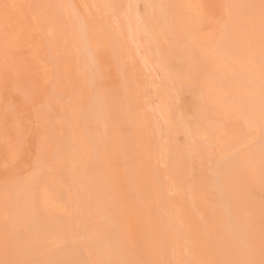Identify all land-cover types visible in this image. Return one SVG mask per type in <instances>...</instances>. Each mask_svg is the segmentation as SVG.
Returning <instances> with one entry per match:
<instances>
[{
  "label": "rangeland",
  "instance_id": "obj_1",
  "mask_svg": "<svg viewBox=\"0 0 264 264\" xmlns=\"http://www.w3.org/2000/svg\"><path fill=\"white\" fill-rule=\"evenodd\" d=\"M0 264H264V0H0Z\"/></svg>",
  "mask_w": 264,
  "mask_h": 264
},
{
  "label": "bare ground",
  "instance_id": "obj_2",
  "mask_svg": "<svg viewBox=\"0 0 264 264\" xmlns=\"http://www.w3.org/2000/svg\"><path fill=\"white\" fill-rule=\"evenodd\" d=\"M186 113H187V112H186ZM183 118H184V117H183ZM189 125H190V124H189ZM190 126H191V125H190ZM193 128H194V127H193ZM190 129H191V128H190ZM182 130H183V129H182ZM147 141H148V140H147ZM144 145H145V144H144ZM146 145H147V144H146ZM148 149H149V148H148ZM148 149H147V150H148ZM148 156H150V155H148ZM218 157H219V156H218ZM176 219H177V218H176ZM115 256H116V255H115Z\"/></svg>",
  "mask_w": 264,
  "mask_h": 264
}]
</instances>
